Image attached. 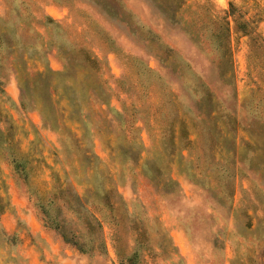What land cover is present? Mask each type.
Segmentation results:
<instances>
[{"label": "rangeland", "instance_id": "374dc122", "mask_svg": "<svg viewBox=\"0 0 264 264\" xmlns=\"http://www.w3.org/2000/svg\"><path fill=\"white\" fill-rule=\"evenodd\" d=\"M81 48L110 99L62 122L75 144L18 78ZM0 90V264H264V0H0Z\"/></svg>", "mask_w": 264, "mask_h": 264}, {"label": "trees", "instance_id": "16d2710c", "mask_svg": "<svg viewBox=\"0 0 264 264\" xmlns=\"http://www.w3.org/2000/svg\"><path fill=\"white\" fill-rule=\"evenodd\" d=\"M9 11V9H8ZM36 22L45 23L49 22L50 18L43 12H40L37 16ZM246 23L237 24V28L242 30L245 34H249L250 31H246L243 26ZM225 37L228 34V27L224 28ZM222 35L217 38L220 47H224V39H221ZM8 48L11 50L10 53H14L15 45L12 44L9 39L5 40ZM79 55L70 54L64 55V69L60 72L46 69L44 71H35L30 75H26L23 79H19L21 71L17 69V66L12 67L13 74L18 78V85L20 90V104L22 107L30 105L32 109L37 110L41 116L44 125L54 129H62L65 135L74 140L76 144L78 140L74 139V135L70 129L66 128L62 122L70 124H87V115L81 109L82 104L87 103V110L91 107L94 110L93 104H98L99 107L108 105L110 97L106 93V87L109 84V74L107 68L95 58L90 51L84 48L78 50ZM33 93V94H31ZM0 94H3V90H0ZM81 97L85 98L82 100ZM65 105V107H64ZM73 106L76 109V114L79 119H76V115L67 110V107ZM78 107L80 109H78ZM101 112V110H99ZM68 113V116L66 114ZM1 116V114H0ZM4 122H6L4 120ZM13 126L11 123L7 126L8 136L5 141V145L8 150L17 145L14 142L12 134L10 133ZM171 133L174 132L173 127L170 129ZM172 135V134H171ZM9 138V139H8ZM25 156L21 153H10V160L16 170H23L26 164ZM5 206L1 203L0 199V213L4 211ZM70 208V207H68ZM75 212H79V207H71ZM58 211V210H57ZM46 216V215H45ZM57 215L51 221V225L54 229H57L62 239L66 242H70L76 247L78 246V240L74 239V235H68L63 228V223L56 220ZM87 230L90 235L93 234L94 228L87 223ZM134 230V245L138 249L143 248V239L146 235V231L143 229L133 227ZM160 251L165 257H170L171 253L168 252L164 245H160ZM81 249L80 246L77 247ZM95 245L92 242L90 249H94ZM97 248V247H96ZM138 251L134 250L132 255L127 259L128 264H137Z\"/></svg>", "mask_w": 264, "mask_h": 264}]
</instances>
